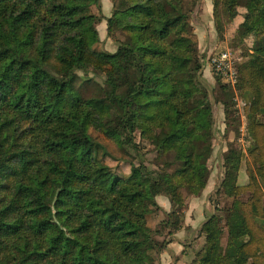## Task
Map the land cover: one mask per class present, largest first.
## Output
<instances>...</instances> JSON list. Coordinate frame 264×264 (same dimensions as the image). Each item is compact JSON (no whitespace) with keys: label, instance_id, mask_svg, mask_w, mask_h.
<instances>
[{"label":"trees","instance_id":"16d2710c","mask_svg":"<svg viewBox=\"0 0 264 264\" xmlns=\"http://www.w3.org/2000/svg\"><path fill=\"white\" fill-rule=\"evenodd\" d=\"M110 2L105 17L101 0H0V264H161L188 229L187 197L207 186L215 129L198 0ZM211 6L218 41L241 18L234 87L211 69V89L221 137L238 134L237 96L248 139L245 153L235 140L223 152L215 195L231 202L201 225L190 264H264V0ZM102 21L113 53L96 48ZM159 197L169 209L151 227Z\"/></svg>","mask_w":264,"mask_h":264},{"label":"rangeland","instance_id":"374dc122","mask_svg":"<svg viewBox=\"0 0 264 264\" xmlns=\"http://www.w3.org/2000/svg\"><path fill=\"white\" fill-rule=\"evenodd\" d=\"M105 2H106L105 0H101V3L103 4L102 12L105 16H108L110 12V4L109 7L107 8ZM203 2L204 0H198V6H197L198 13L202 8L201 6ZM205 4H207L206 5L207 7L209 6L208 3ZM239 13L240 14L244 13V10L240 9ZM196 16H192L191 18V23L193 25ZM240 22H241L240 16L234 19V21L229 26L226 27L224 33V39L222 41H218L216 36H214L212 39L213 40L212 44L213 43L214 44L211 45V47L207 50H203V46L200 45L199 39H197L198 48L202 58L201 62L203 65L201 81L204 84V86L208 89L210 95L209 98L212 102V110L214 116L215 140H214V149L212 153V158L209 164L210 176L206 188L198 197H189V198L187 197L186 209L184 211V223L185 226L188 227V229L180 233H177L174 236V242L169 246L168 252L163 253L160 258L161 264H190V261L193 258L195 252L203 244V239L197 237L201 225L211 214L214 213L215 205L223 207L231 202L230 199L226 200L220 196L215 195V192L218 189L221 180L223 178L222 155L223 152L227 149L228 143L233 142L235 140L236 146L239 149H241L244 153L246 151L248 138L246 133L247 121L243 110L245 103L242 100H240L237 96L235 97L236 107L239 110V117H240L238 134L236 135V133L231 129L232 131H230V133H228L224 138H222L221 130H222V122H223V111H222V106L215 102V92L213 91V89H211L215 85V79L212 74L211 68L209 66V61L212 57H214V55L224 50L231 53L235 61V65L241 60V58L237 55H240L241 52H243V50L233 47L231 42L235 30ZM97 31L99 35V43L96 46V48L101 51L113 53L117 45L106 36L105 21H102L97 26ZM250 43L251 40H247L246 44L250 45ZM206 67L207 68L209 67L208 72L207 71L204 72ZM95 80L98 81V78H95ZM262 121H264V117L262 118ZM96 136L100 138L98 135ZM108 146L113 156L118 157L119 154L116 153L113 145L108 144ZM148 157L151 158L152 155L149 154ZM106 162L121 174L125 175L128 172L127 163L122 160H115L109 157L106 159ZM246 182H247V176L245 174V162L243 161L241 164L240 171L238 173V185L245 186ZM216 202L217 204H215ZM157 203L160 205V207H162V209L161 211L158 212V214L151 216V218L149 219V225L151 227H154L159 221H161V219H163L164 217V210L169 209V202L166 197L157 198Z\"/></svg>","mask_w":264,"mask_h":264},{"label":"crops","instance_id":"0c3cea01","mask_svg":"<svg viewBox=\"0 0 264 264\" xmlns=\"http://www.w3.org/2000/svg\"><path fill=\"white\" fill-rule=\"evenodd\" d=\"M105 4H106V7L108 8L109 7V4H110V12H111V2L110 0H105ZM204 3V4H203ZM202 3V8L200 9L199 13L196 9L195 13L193 16H196V19H195V22H194V25L192 24V27L194 29V33L196 34L197 36V39H199V42H200V45L203 46V50H207L211 47L212 44V39L214 36H216L215 34V31H214V28H213V24H212V6H211V0H204V2ZM205 3H208L209 6L207 7ZM103 4L101 3V8H102ZM110 12L108 14V16L110 15ZM103 13V12H102ZM104 15V14H103ZM105 16V15H104ZM108 16H105V17H108ZM106 25V24H105ZM209 68V67H208ZM206 67L205 71L204 72H208V69ZM168 252V251H167ZM165 252V253H167Z\"/></svg>","mask_w":264,"mask_h":264},{"label":"built area","instance_id":"2783aa9c","mask_svg":"<svg viewBox=\"0 0 264 264\" xmlns=\"http://www.w3.org/2000/svg\"><path fill=\"white\" fill-rule=\"evenodd\" d=\"M209 66L214 73L234 87L236 78L235 61L230 52L220 51L210 59Z\"/></svg>","mask_w":264,"mask_h":264}]
</instances>
